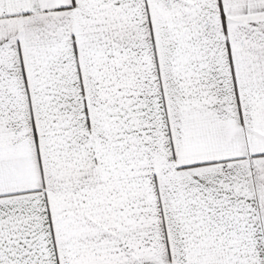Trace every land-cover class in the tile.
<instances>
[{"label": "snow or ice", "instance_id": "1", "mask_svg": "<svg viewBox=\"0 0 264 264\" xmlns=\"http://www.w3.org/2000/svg\"><path fill=\"white\" fill-rule=\"evenodd\" d=\"M0 264H264V0H0Z\"/></svg>", "mask_w": 264, "mask_h": 264}]
</instances>
